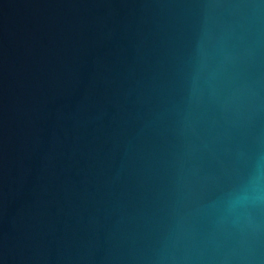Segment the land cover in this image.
<instances>
[{
    "label": "water",
    "instance_id": "water-1",
    "mask_svg": "<svg viewBox=\"0 0 264 264\" xmlns=\"http://www.w3.org/2000/svg\"><path fill=\"white\" fill-rule=\"evenodd\" d=\"M0 264H264V0H0Z\"/></svg>",
    "mask_w": 264,
    "mask_h": 264
}]
</instances>
